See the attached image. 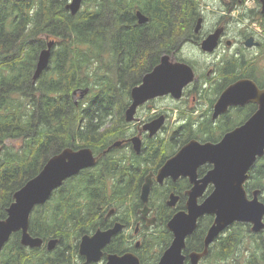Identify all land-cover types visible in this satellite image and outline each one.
I'll list each match as a JSON object with an SVG mask.
<instances>
[{
  "label": "trees",
  "instance_id": "obj_1",
  "mask_svg": "<svg viewBox=\"0 0 264 264\" xmlns=\"http://www.w3.org/2000/svg\"><path fill=\"white\" fill-rule=\"evenodd\" d=\"M65 5L66 0H0V220L6 217L15 191L50 156L65 148L87 147L96 164L64 181L45 204L33 209L28 233L40 237L42 246L24 247L20 233H14L0 252V264L70 263L77 258L83 234L108 227L110 209L111 224L120 221L133 230L139 226L140 264H156L172 240L165 225L175 209L165 201L174 192L179 195L177 209L182 208L188 184L179 179L152 186L149 206L155 223L148 228L139 213L144 177L187 138L217 142L252 113V105L233 110L216 125L207 118L197 129L175 132L169 138L145 135L140 155L129 149L128 154L120 149L108 153V146L130 133L119 117L130 103L129 88L123 85L125 73L131 77L134 71L140 75L151 69L158 52L166 50L165 43L177 42V35L185 33L164 28H191L207 5L203 0H84L74 16ZM137 11L148 18L145 24L137 23ZM49 41L53 45L48 68L33 82L38 55ZM84 89L87 92L79 98ZM75 91L78 96H73ZM109 106L122 110L112 113ZM110 116H115L112 124ZM209 168L200 167L198 174ZM248 174L247 195L258 190L264 203V157ZM212 219L205 216L198 221L187 239L188 251L202 249ZM131 238V234L117 235L106 251L131 249ZM50 239L58 240L51 252L45 246ZM206 262L264 264V230L254 234L248 224L234 223L209 247Z\"/></svg>",
  "mask_w": 264,
  "mask_h": 264
},
{
  "label": "water",
  "instance_id": "obj_2",
  "mask_svg": "<svg viewBox=\"0 0 264 264\" xmlns=\"http://www.w3.org/2000/svg\"><path fill=\"white\" fill-rule=\"evenodd\" d=\"M83 1L68 0L65 9L74 16L79 12ZM135 16L138 24H145L148 21V18L139 11ZM201 24L200 17L195 24V33L200 30ZM219 33L220 29H216L205 37L200 44L201 50L213 51L217 46ZM247 44L250 46V43ZM52 45L53 41H49L47 47L40 51L32 76L33 82L48 68ZM193 79L194 73L189 65L172 63L166 55L161 56L159 64L144 74L141 83L131 89L132 102L125 113L126 121H131L136 109L146 101L168 94L176 100L179 99L183 88ZM86 92L87 89L82 90L79 98ZM76 93L75 91L73 96ZM248 102L256 104L257 110L244 123L226 132L215 143L210 141L200 143L194 139L188 141L164 162L155 175L150 173L146 177L140 195L141 201L145 204L141 210L144 218L149 213L146 203L152 180L162 183L165 178L176 181L179 177H187L192 184L186 192V210L175 213L166 225L173 239L157 264H183L181 250L185 238L194 232L197 219L203 215H212L214 219L204 239L205 250L201 254L190 255L192 264H197L199 258L206 253L209 244L235 222L248 224L253 233L264 230V203L258 198L259 191H253L249 197L244 189L250 168L256 159L264 154V90H259L251 80L233 83L215 102L213 117L225 113L230 106H243ZM163 122V117H159L144 125L143 130L148 131L151 137L161 128ZM130 142L133 150L137 154L140 153L139 137L132 138ZM119 145L120 142L114 144ZM95 164V156L87 147L77 150L65 148L50 156L40 171L13 194V201L6 209V217L0 220V252L11 235L17 232L20 233L22 246L30 249L41 247L42 239L32 237L28 233L29 216L33 209L45 204L64 181ZM204 165L211 168L198 179L197 169ZM209 185L212 186V191L198 204V198ZM177 199V196L171 194L168 206H174ZM153 223V218L148 221L149 225ZM123 227V224L116 223L110 229L96 230L92 236L84 235L78 245L79 254L85 257L84 264L98 262L102 256L101 249ZM56 243V239H50L46 243L47 250H53ZM104 264L140 263L135 255L126 253L122 256L108 255Z\"/></svg>",
  "mask_w": 264,
  "mask_h": 264
},
{
  "label": "flooded vegetation",
  "instance_id": "obj_3",
  "mask_svg": "<svg viewBox=\"0 0 264 264\" xmlns=\"http://www.w3.org/2000/svg\"><path fill=\"white\" fill-rule=\"evenodd\" d=\"M221 1H222L221 6L218 7L217 21L210 28L204 29L205 22H206V18L204 15L200 16L202 18V24H201L200 30L197 33L194 32L196 22L191 28H187V29H185L184 27L182 28L181 26H171V27L164 28V30H167V31L169 30L176 31V32L183 31L185 33L177 35L176 37V39H178L177 42L169 41L165 43L166 50L162 54L160 51L158 52V59L155 65H153V67L159 64L161 56L166 55L168 57V60L172 63H176V62L186 63L187 65L190 66V68L192 69L194 73L193 81L183 88L181 97L179 99L176 100L172 98L170 94H168V95H164V96L157 97L155 99L146 101L145 103H143L136 109V112L132 120L128 122L125 119L126 117L125 113L132 102L131 89L139 85L141 83V80L144 74L149 72L153 67L151 69L147 68L143 70L140 75H138L134 71L131 77L128 76V72L125 73V75L123 76V85L129 88V90L127 91V96L130 99V103L122 111V113H119V117L120 116L122 117L123 121L126 123V128L127 130L130 131V133L128 134L126 138L124 139L122 138V140L117 139L116 141H114V143L108 146V153H110V151L120 149L121 152L128 154L127 153L128 151L126 149H129L130 151L134 152L135 155H140L142 153V147H143V141H144L145 135L149 138H152L155 136H162L164 138H169L171 135H174L175 132H181L185 129H191V130L197 129L200 126L198 124L200 122H205L207 118L210 119V121L212 122V125H216L219 119L231 113L233 110L244 107L246 105H252L253 111L246 119H244V121L242 122L244 123L257 110L256 104L248 102L244 104L243 106H230L228 107L225 113L220 114L217 117H213L215 102L217 101L219 96L224 92V90H226L233 83L240 81V80H251L257 86L259 90H264V66L261 63L259 64L257 63L258 56H255L256 55L255 51L261 49L264 46V0H252L250 4L248 3L247 0H221ZM237 22L243 23L244 24L243 27L247 31L241 37L239 35H236L235 33L234 25ZM139 25H142V24H139ZM216 29H220L216 48L211 52L202 51L200 47L202 40L205 37H207L209 34L213 33ZM247 43H250V46H248ZM191 49L195 50L196 53L201 57V59H205L206 61H208L210 57L215 56L216 62H211L210 64L205 62L204 66L202 67V71L200 73L198 69L196 68V61L189 57L190 56L189 52ZM247 54H250V55L248 56ZM209 92H213L212 98L208 97ZM112 94L116 95L118 94V91L113 90ZM167 100L168 102H164L162 108L149 107V104L152 103L153 101L161 102V101H167ZM202 107H205L204 112L200 111ZM108 110L112 113H115V112L121 111L122 107L117 108V107L109 106ZM159 117H163L164 122L161 128L153 136L150 137L149 132L144 131L143 127L144 125L156 120ZM109 119H110V124L115 122L114 121L115 116H110ZM134 137H139L141 141L140 153L138 154L133 150L132 143L130 142V140ZM192 139L194 138H187L185 141H183L182 144L175 150V152L171 154L169 157H167L164 160V162L168 158L173 156L185 143H187L188 141ZM194 140H197L200 143L207 141V140H198V139H194ZM116 142H120V145L114 146ZM177 143H180L179 140H177ZM123 145H127V146H123ZM258 161L255 163V165L258 163ZM164 162L154 171H149L147 173V175L144 177V181L142 185L145 183L146 177L150 173L155 175L157 170L164 164ZM205 173L202 176H200L198 174V169H197L198 179L202 178L205 175ZM179 179L186 180L188 187L184 192L185 200L183 202L182 208L180 209H177V204L179 203V195L174 192H171L168 195L165 201V204L168 208L175 209L170 219L175 213L186 210L185 209V204L187 201L186 192L192 187V184L189 182V179L187 177H179L176 181H178ZM167 180L171 181L172 183L176 182V181H172L171 178H165L162 183H157L156 181L152 180V185L150 187V192L148 195V201L146 203V206L149 209V213L145 218L141 214V210L144 208L145 204L140 199L142 185L140 186L139 200L142 204V208L139 211V213H140L141 219L145 221L148 228L152 227L153 224L155 223V217L151 214L152 208L149 206L151 188L154 184L163 185ZM211 191H212V186L211 185L207 186L203 195L200 198H198L197 200L198 204H200L209 195ZM171 194L178 197L174 206H168L167 204ZM112 215H113V209H110L109 212L107 213L108 227L105 229H101V228H98V229L107 230V229L112 228L116 223H121L124 225V227L116 235H114L111 238V240L101 249L102 256L100 260L98 262H91L89 264H104L106 261V257L108 255L122 256L126 253H131L138 258L136 254V250L137 249L139 250V245L141 243V233H139V230H138L139 226L138 225L134 226V230H133L132 225H129L128 227H126V225L120 221H115L111 224ZM205 216H211L214 219V216L212 215H203L202 217L197 219L196 228L194 232L185 238L184 247L181 250V255L184 257L183 264H192L190 255L192 253L201 254L205 250L204 239H205L207 231L204 235L202 249L198 251L197 250L188 251L187 246H186L187 239L190 238L197 229L198 221ZM152 218L154 219V223L149 225L148 221H150ZM213 219H212L211 224L213 223ZM235 223H239V222H235ZM166 225H165L166 230L172 235V233L167 229ZM230 226H228L222 233H220L209 244L208 248L206 249V253L199 258V260L197 261V264H208L207 262L206 263H203V262L208 257L209 247L214 243V241L217 240L219 236L223 235ZM95 231L90 234H83L79 238L78 243H77V258L74 261H71L70 263H67V264H84L85 263V257L80 255L78 252V245L81 241V238L84 235L92 236L95 233ZM121 233L131 234L132 238L130 239V241H128L131 249H126L125 251L121 253L109 252V251L107 252L106 248L112 243L113 238ZM136 237H139V240H134L136 239ZM172 239H173V236H172ZM46 243H45V246H46ZM166 249H164V251ZM163 252L161 253L160 257L162 256ZM158 261L156 262V264L158 263ZM56 263H61V262H56Z\"/></svg>",
  "mask_w": 264,
  "mask_h": 264
},
{
  "label": "rangeland",
  "instance_id": "obj_4",
  "mask_svg": "<svg viewBox=\"0 0 264 264\" xmlns=\"http://www.w3.org/2000/svg\"><path fill=\"white\" fill-rule=\"evenodd\" d=\"M247 1H248L249 4L252 2V0H247ZM203 2H206L207 6H205L204 10L201 11V14L204 15L205 18H206L204 29H207V28H210L217 21V18H218V7L221 6V2L222 1L221 0H203ZM83 7L84 6L82 5L81 8H83ZM243 25L244 24L240 23V22H237L234 25L236 35H239L240 37L247 32L245 30V28L243 27ZM255 52H256L255 56H258L257 63L258 64L261 63L264 66V46L261 49L255 51ZM189 53H190L189 57L196 61V68L198 69V71L200 73L202 71V67L204 66L205 62H207L208 64H210L211 62H216L215 56L214 57H210L209 60L206 61L205 59H201V57L196 53L195 50L191 49ZM247 55L249 56L250 54H247ZM212 95H213V92H209L208 93V97L209 98H212ZM77 96H78V94H77ZM164 102H168V100L167 101H161V102L160 101H156V102L153 101L152 103L149 104V107L162 108ZM200 111L204 112L205 111V107H202L200 109ZM0 149H1V147H0ZM2 151L3 150L1 149L0 157L2 155ZM263 157H264V155L262 157H260V158H257L256 161L253 163L252 167L255 165V163L258 160L260 161V159H262ZM248 179H249V177H248ZM134 240H139V237H136V239H134Z\"/></svg>",
  "mask_w": 264,
  "mask_h": 264
},
{
  "label": "bare ground",
  "instance_id": "obj_5",
  "mask_svg": "<svg viewBox=\"0 0 264 264\" xmlns=\"http://www.w3.org/2000/svg\"><path fill=\"white\" fill-rule=\"evenodd\" d=\"M34 73V72H33ZM264 155V154H263ZM96 159V158H95ZM94 167V166H93ZM248 177H249V175H248ZM40 238V237H39Z\"/></svg>",
  "mask_w": 264,
  "mask_h": 264
}]
</instances>
